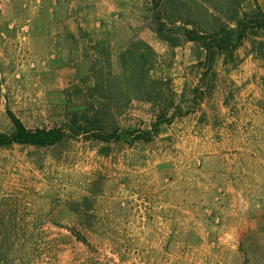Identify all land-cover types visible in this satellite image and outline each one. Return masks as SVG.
Returning <instances> with one entry per match:
<instances>
[{
    "label": "rangeland",
    "instance_id": "rangeland-1",
    "mask_svg": "<svg viewBox=\"0 0 264 264\" xmlns=\"http://www.w3.org/2000/svg\"><path fill=\"white\" fill-rule=\"evenodd\" d=\"M240 6L264 11V0H164V22L174 38L165 41L155 31L152 0H0V133L13 131L9 111L30 130L51 129L93 100L111 118L110 132L149 130L164 111L181 110L150 143L82 135L54 147L0 149V224L4 219L2 232L13 236L4 246L12 254L8 264H169L172 254L168 247L156 251L152 234H166L168 243L175 227L167 222L184 217L185 170L191 180L203 167L191 136L202 137L200 124L209 117H233L240 132L255 113L264 128V33L231 56H216L211 68L205 51L182 35L183 28L202 33L232 26ZM139 50L149 57L154 95L136 99L123 80L96 90L99 76L121 78L124 63ZM244 102L257 108L247 113ZM233 152L226 166L234 165ZM243 165L238 161L239 169ZM263 188L264 179L209 190L195 206L209 229L198 220L195 231L186 232L178 222L174 241L183 247L177 264L191 258L224 264L214 250L231 239L230 228L223 229L225 206L239 216L251 209L263 244L264 207L257 209ZM211 255L218 259H206ZM227 264H264V250H244Z\"/></svg>",
    "mask_w": 264,
    "mask_h": 264
},
{
    "label": "trees",
    "instance_id": "trees-1",
    "mask_svg": "<svg viewBox=\"0 0 264 264\" xmlns=\"http://www.w3.org/2000/svg\"><path fill=\"white\" fill-rule=\"evenodd\" d=\"M164 0H152L154 10V21L156 33L165 41H173L174 38L169 36L166 23L164 22V15L166 11L163 8ZM242 6V4H240ZM234 15V24L231 26L228 23L219 24L205 30L200 31L195 28L190 30L183 28L182 35L188 42L198 44L206 54V62L212 67L216 56L218 55H233L238 51L244 43L258 33H264V11L260 8L251 12L244 11L241 8ZM167 9V8H166ZM168 11V9H167ZM261 48L264 47L263 42ZM140 44V43H139ZM141 46H148L144 43ZM149 62V57L145 52L140 50L131 57L129 64L124 63V74L121 78L118 76H99L94 84L96 90H99V86H106L110 88L116 80H123L125 85L130 86L129 90L136 99H144L155 94L154 85L156 84L150 77L148 70L146 71V65ZM95 90V89H94ZM95 101V102H94ZM97 100L86 101L84 107L76 110H72L68 117V121L61 127L38 128L35 130L28 129L25 124L11 111L8 112V116L13 124V131L9 134L0 133V149L9 148L14 145L21 146H33L38 148L54 147L63 142L66 138H78L82 135H90L91 138L104 143L111 142H126L132 144L135 142L150 143L155 140L162 132V126L171 125L179 111L178 107L176 113L169 115V111H164L154 122L153 126L149 130H119L109 131L108 124L111 122V118L104 117L103 111L97 110ZM174 107V103L170 104V108ZM181 115V114H180ZM14 225V223H12ZM2 226L5 227L4 219L0 224V264H8L11 258V251L4 246L8 245L13 236L6 232L4 234L1 230Z\"/></svg>",
    "mask_w": 264,
    "mask_h": 264
},
{
    "label": "crops",
    "instance_id": "crops-1",
    "mask_svg": "<svg viewBox=\"0 0 264 264\" xmlns=\"http://www.w3.org/2000/svg\"><path fill=\"white\" fill-rule=\"evenodd\" d=\"M254 106L255 104L244 102L242 108L245 112L250 113L252 110L257 108ZM242 108L240 106V109ZM224 111H226L225 108ZM248 115L249 120L243 124L244 126L240 132L234 131L237 128L239 129V126L236 127L237 125L232 124L231 121L233 120V117L225 116L227 117L225 118L223 116V118H218L217 120L216 118L209 117L207 123L200 124V126H202L200 136L202 137L199 139L195 135L191 136V140L196 141L191 143L190 147L195 152V155H198L202 159L203 167L201 172H199V175L196 176V179H194V177L191 179L192 181L190 180L189 172L185 170L188 177L185 175L186 183H184V187L186 196L184 197V208L186 211L184 212V217L175 214L174 216H171L170 220L167 222V224H174L175 227V230H172L171 234L168 235V243L163 242V238L166 234H163L156 229L153 230L152 234V246L156 249V251H160L161 248L168 247V252L172 254L169 264H177L176 254L178 253V248L183 247L174 241L178 234V222L182 220L184 221L183 226L186 232L195 231L193 226L196 225L195 222H198V220L206 223V227L209 229V223L206 222V220L204 221L202 218L198 219L197 214H195V206L204 204L202 203V200L205 197H208L207 194L209 190L212 189L215 193V189L218 186L227 187L231 190L239 189L245 187L248 182L255 183L264 179L263 120L261 117H258L259 115H255V113L251 116L250 114ZM243 131L245 134H243ZM212 137H214V140L211 139ZM230 152H233L234 154H232L236 155L238 158H233L235 159L234 165L226 166V157ZM238 161L245 164V166L243 165L244 169L238 168ZM210 201L211 197H209L205 203L211 204ZM224 209L226 211L221 212L224 218L223 229H225L226 226L230 228L229 231L231 233V239L229 241L227 240L224 243V246L219 248L221 250H214L217 254H222L224 256L222 258L224 260V264H227L233 258L235 259L237 254L240 258L244 250L248 253L251 251L254 252L264 250V242L262 244L259 236H257L259 228L256 223L259 222L254 220L255 216L250 213L251 209L247 213L245 212L246 214L244 213L240 216L233 210L226 208V206ZM245 210L247 211L248 208ZM158 220L161 222L162 219L159 218ZM259 221L261 222L260 218ZM162 224L163 223L161 222L160 225ZM259 225L261 224L259 223ZM199 230L203 231V226H200ZM189 245L192 246L191 244ZM190 246L186 247L189 252H191L192 249ZM206 259L212 262L213 259H218V257L216 255H214V257L206 256ZM190 261L191 262L187 264H198V262L193 261V258H191ZM219 264H222V262Z\"/></svg>",
    "mask_w": 264,
    "mask_h": 264
},
{
    "label": "built area",
    "instance_id": "built-area-1",
    "mask_svg": "<svg viewBox=\"0 0 264 264\" xmlns=\"http://www.w3.org/2000/svg\"><path fill=\"white\" fill-rule=\"evenodd\" d=\"M262 192H263V193H262V198H261V200H260V203L257 204V209H261L262 207H264V188H263ZM218 206H219V207H222V206H223L222 202H219V203H218Z\"/></svg>",
    "mask_w": 264,
    "mask_h": 264
}]
</instances>
